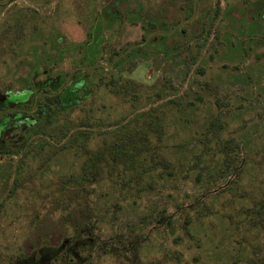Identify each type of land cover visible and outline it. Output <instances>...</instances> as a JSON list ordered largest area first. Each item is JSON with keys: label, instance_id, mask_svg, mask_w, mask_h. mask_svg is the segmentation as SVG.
<instances>
[{"label": "rangeland", "instance_id": "1", "mask_svg": "<svg viewBox=\"0 0 264 264\" xmlns=\"http://www.w3.org/2000/svg\"><path fill=\"white\" fill-rule=\"evenodd\" d=\"M109 1L0 0L1 142L90 79L0 153V264H264V0Z\"/></svg>", "mask_w": 264, "mask_h": 264}, {"label": "trees", "instance_id": "2", "mask_svg": "<svg viewBox=\"0 0 264 264\" xmlns=\"http://www.w3.org/2000/svg\"><path fill=\"white\" fill-rule=\"evenodd\" d=\"M121 0H110L108 2V6L106 9L104 8L103 11L105 13L107 12V16H109V19L112 21L119 20L122 17L126 16V13L124 11V8H120L119 2ZM193 2V0H188V2ZM192 2L189 5V9L192 8ZM166 18L165 14L163 13L156 19H159L161 21H165ZM179 19H174V22H177ZM163 24V23H162ZM145 35L142 36L144 38ZM117 51H115V54ZM78 72H74L73 76L71 78V81L63 86L60 90L58 88L49 90H41L35 97H34V103L40 110H29L24 109L16 115L18 118H22L23 116L27 117V120L23 123L24 127H18L19 130L21 129L20 133L18 131H14V134H19V137H17L15 140H12L11 134L9 138H2V142L0 141V153L3 152H13L19 150L22 146L26 144V141L28 137L36 132L39 131L42 127H44V120L48 118H52L57 113L62 111L63 106L60 103L61 97L64 95L69 98L67 102V107L71 108L73 103H76L81 98H79L80 94H84L87 92H90L89 85L87 83L90 82V79L87 78L86 72H82V75L76 76ZM80 74V73H79ZM64 82V81H63ZM62 85V83L60 84ZM59 85V86H60ZM91 164V163H90ZM87 168V167H86ZM85 176V175H84ZM82 177V176H81ZM77 204H75L74 207H72L67 213V220L70 224L74 226H78L81 229H85L90 227V225H93L91 214L93 209L91 207V204L86 201L84 197H82L80 200H78Z\"/></svg>", "mask_w": 264, "mask_h": 264}, {"label": "flooded vegetation", "instance_id": "3", "mask_svg": "<svg viewBox=\"0 0 264 264\" xmlns=\"http://www.w3.org/2000/svg\"><path fill=\"white\" fill-rule=\"evenodd\" d=\"M31 108H33V107H31ZM24 109H29V108H24ZM24 109H23V110H24ZM29 110H30V109H29ZM21 111H22V110H21Z\"/></svg>", "mask_w": 264, "mask_h": 264}, {"label": "water", "instance_id": "4", "mask_svg": "<svg viewBox=\"0 0 264 264\" xmlns=\"http://www.w3.org/2000/svg\"><path fill=\"white\" fill-rule=\"evenodd\" d=\"M194 2H195V0H194Z\"/></svg>", "mask_w": 264, "mask_h": 264}]
</instances>
